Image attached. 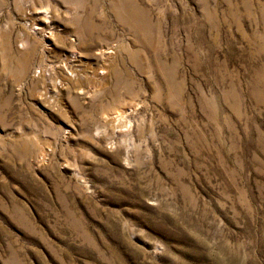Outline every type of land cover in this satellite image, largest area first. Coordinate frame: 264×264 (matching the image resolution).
Wrapping results in <instances>:
<instances>
[{
    "label": "rangeland",
    "instance_id": "obj_1",
    "mask_svg": "<svg viewBox=\"0 0 264 264\" xmlns=\"http://www.w3.org/2000/svg\"><path fill=\"white\" fill-rule=\"evenodd\" d=\"M0 34V264H264V0H0Z\"/></svg>",
    "mask_w": 264,
    "mask_h": 264
},
{
    "label": "bare ground",
    "instance_id": "obj_2",
    "mask_svg": "<svg viewBox=\"0 0 264 264\" xmlns=\"http://www.w3.org/2000/svg\"><path fill=\"white\" fill-rule=\"evenodd\" d=\"M36 2V1H35ZM48 6V5H47ZM31 9H33V8H31ZM70 9V8H69ZM29 10V9H28ZM31 11V10H30ZM39 11H40V9H39ZM72 12V11H71ZM28 13H30V12H28ZM35 13H38V12H36V9H35ZM43 13H46V12H43ZM53 13V12H52ZM47 14L48 15H50L48 12H47ZM64 14H67V13H64ZM69 14H71L70 12H69ZM68 14V15H69ZM41 14H39V16H36L35 15V17H33L31 20V22H29L30 23V29H31V31L32 32H35L39 27V25H41L38 21H43L44 20V18H46V19H48L47 17H46V15H44V14H42V16H40ZM47 15V16H48ZM65 26V25H64ZM54 27H55V29H56V25H51V26H49V30L48 31H42V32H39L40 34H43V32H46V35L44 34V37H46V38H51L52 37V30L54 29ZM59 27V26H58ZM24 28V27H23ZM28 28V27H27ZM65 27H63V29H64ZM72 28V27H71ZM74 28V27H73ZM28 32V31H27ZM38 33V34H39ZM54 33V32H53ZM56 33V32H55ZM68 33V32H67ZM28 34H30V33H28ZM1 35V34H0ZM63 36V35H62ZM22 37V36H21ZM41 37V36H40ZM54 37V36H53ZM32 38V37H31ZM17 39V38H16ZM23 39V38H22ZM58 39H59V37H58ZM22 41H24V40H22ZM62 41V40H61ZM67 41V40H66ZM6 42V41H5ZM4 42V43H5ZM63 42V41H62ZM20 43V42H19ZM22 43H24V42H22ZM52 43V42H51ZM7 43H5V45H6ZM27 44H29L28 42H27ZM18 47H22V44H18ZM45 48V47H44ZM46 49H47V47H46ZM52 50H53V48H52ZM94 50H96V49H94ZM101 50H103V49H101ZM108 50V49H107ZM112 50V49H111ZM111 50H109V52L111 51ZM106 51V50H105ZM20 52V51H19ZM95 52V51H94ZM101 51H100V49H98L95 53H94V56L95 55H97L98 53H100ZM104 52V51H103ZM107 52V51H106ZM11 54V53H10ZM13 54V53H12ZM78 54V53H77ZM77 54L76 53H73V52H69L68 53V55L66 56V58H65V62L63 63V65H60L59 66V69H60V72L62 73V75H63V77L65 78V80L67 79V80H71L75 75H77L79 72H85V67H83L84 65H83V62H80L79 60H77L76 58L78 57L77 56ZM102 54V53H101ZM104 54V53H103ZM99 55V54H98ZM102 56H104V55H102ZM108 56V55H107ZM29 57V56H28ZM16 61V60H15ZM25 61V60H24ZM61 62V61H60ZM23 68V67H22ZM91 68H93V67H91ZM26 70H27V68H25ZM21 70V69H20ZM87 70H89V69H87ZM103 70V69H102ZM18 71V70H17ZM90 73L88 74V76L89 77H91V78H102V77H100L99 76V74L100 73H103V71H100V70H98V68L97 69H95V67H94V69L93 70H90L89 71ZM27 73V72H26ZM32 73V72H31ZM42 74V73H41ZM44 74V73H43ZM86 74V75H87ZM30 75V74H29ZM32 75H33V77H36V76H38V75H40L39 74V71H38V69H34L33 70V73H32ZM31 75V76H32ZM49 75V74H48ZM41 76V75H40ZM43 77H44V75H42ZM82 76V75H81ZM27 77V76H26ZM29 78V77H28ZM32 78V77H31ZM20 79V78H19ZM23 79V78H22ZM32 79H34V78H32ZM74 79V78H73ZM42 80V79H41ZM23 84V83H22ZM48 89V88H47ZM46 89V90H47ZM55 89H56V87H55ZM54 92H55V90H54ZM49 95V94H48ZM123 110H118V111H115V112H113V113H105V114H102V116H101V119L104 121V122H106V123H108V124H113L114 126L117 124V123H120V121H122V114H123ZM124 118V117H123ZM123 123V122H122ZM118 127V126H117Z\"/></svg>",
    "mask_w": 264,
    "mask_h": 264
}]
</instances>
